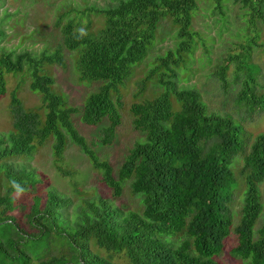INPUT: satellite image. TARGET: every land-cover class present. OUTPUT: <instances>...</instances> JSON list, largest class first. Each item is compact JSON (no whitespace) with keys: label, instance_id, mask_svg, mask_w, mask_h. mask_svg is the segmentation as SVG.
Segmentation results:
<instances>
[{"label":"trees","instance_id":"obj_1","mask_svg":"<svg viewBox=\"0 0 264 264\" xmlns=\"http://www.w3.org/2000/svg\"><path fill=\"white\" fill-rule=\"evenodd\" d=\"M240 2L251 4L264 25L260 15L264 0ZM193 8V0H116L99 10L103 22L94 33H81L71 22L61 27V46L77 55L78 80L99 83L85 97L80 120L86 125L106 122L99 130L101 144L113 140L120 123L118 87L147 53L162 19L169 18L176 27L173 48L159 59L171 77L192 52ZM247 59L248 51L227 57L236 71H244L236 100L264 110V97L254 95L256 70ZM46 64L64 65L59 48L37 55L0 53V96L5 92L4 74L23 70L29 90L40 95L39 111L25 108L11 93V129L0 135V176L5 183L0 192V264H112L114 255L125 264H218L213 257L230 231L235 235L232 255L244 264H264V214L254 227L262 208L264 134L255 135L245 150L239 124L228 115L207 112L194 88L177 87L167 80L157 96L129 105L131 126L142 139L127 149L114 173L74 128L70 115L76 110L52 91L53 79L42 70ZM226 69L227 64L220 67L221 79ZM49 137L55 159H60L66 138L75 144L99 171L113 198L128 181L140 208L127 209L96 196L66 214L70 201L63 195L51 189L35 195L40 181L12 159L29 157ZM237 155L242 159L238 175L244 189L233 224L228 205L237 186L231 170ZM13 180L24 189L22 193L12 187ZM15 193L33 194L27 208L14 203ZM100 250L106 255L98 254Z\"/></svg>","mask_w":264,"mask_h":264},{"label":"rangeland","instance_id":"obj_2","mask_svg":"<svg viewBox=\"0 0 264 264\" xmlns=\"http://www.w3.org/2000/svg\"><path fill=\"white\" fill-rule=\"evenodd\" d=\"M115 1L0 0V53L27 51L37 55L60 49L64 65L46 64L42 70L53 79L52 91L61 95L68 106L75 108L76 112L70 115L71 122L99 160H106L115 173L127 149L142 139V135L131 126L129 105L157 96L164 91V82L167 80L175 82L177 87L194 88L207 112L228 115L239 124L244 132L242 138L245 150L255 135L264 134V110L257 106L250 109L236 100L244 71H236V64L227 60L228 56H238L248 51V63L256 70L253 74L254 95L257 98L264 97V25L261 18L252 12L251 4L244 5L240 0H193L189 27L194 41L192 52L184 56V62L177 68L173 69V65L167 63L174 70V76L171 77L159 59L173 48L176 27L169 18L162 19L147 53L139 63L132 66L124 85L118 87L122 103L119 108L120 123L113 140L109 144H101L99 130L106 122L86 125L80 120L85 97L99 83L78 80L75 70L77 55L75 51H68L61 46V27L71 22L79 30L94 33L103 22L99 10ZM260 15L264 17V5H261ZM224 64H227V69L221 79L218 72ZM4 80L5 92L0 96V135L11 129L8 112L11 93L16 95L25 108L40 111V95L29 90V78L25 70L4 74ZM52 142L49 137L41 145H36L29 157L12 159L14 164L33 171L40 181L36 185L35 195L43 196L48 189L63 195L70 201L66 214H71L72 207L82 200L96 196L127 209L140 208L139 198L130 193L128 181L122 183L120 195L113 198L110 189L101 182L99 171L90 166L86 156L75 144L66 138L60 159H55ZM241 163V156L237 155L231 164L237 181L228 205L233 224L238 219L244 189L242 178L238 175ZM4 188L5 183L0 176V192ZM259 191L262 208L255 228L264 214V179L259 184ZM32 195L15 193L14 203H21L27 208ZM12 212L17 213V210ZM234 244L235 235L230 231L222 241L221 251L213 260L218 264H244V260L231 254ZM98 254L106 255L101 250ZM111 262L125 264L124 259L116 255Z\"/></svg>","mask_w":264,"mask_h":264},{"label":"clouds","instance_id":"obj_3","mask_svg":"<svg viewBox=\"0 0 264 264\" xmlns=\"http://www.w3.org/2000/svg\"><path fill=\"white\" fill-rule=\"evenodd\" d=\"M81 33H83V29H81ZM12 187L17 191V193H22L24 189L15 181H12Z\"/></svg>","mask_w":264,"mask_h":264}]
</instances>
